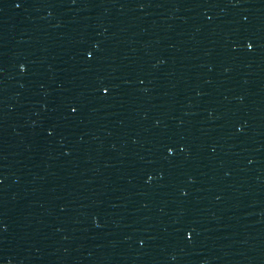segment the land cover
Masks as SVG:
<instances>
[{
	"label": "snow or ice",
	"instance_id": "1",
	"mask_svg": "<svg viewBox=\"0 0 264 264\" xmlns=\"http://www.w3.org/2000/svg\"><path fill=\"white\" fill-rule=\"evenodd\" d=\"M19 2H20V0H17V3H18V4H19ZM247 46H248V48H252V47H253V44H252L251 42H249ZM88 55H89V56H92V55H93V53H92V52H89V53H88ZM20 67H21V68H23V67H24V65H23V64H21V65H20ZM108 90H109V89H108V88H106V87H105V88H103V91H104L105 93H107V92H108ZM72 110H73V111H75V109H74V108H73ZM167 151H168L169 153H171V152H173V148H172V147H169V148L167 149ZM188 235H191V233H188Z\"/></svg>",
	"mask_w": 264,
	"mask_h": 264
}]
</instances>
